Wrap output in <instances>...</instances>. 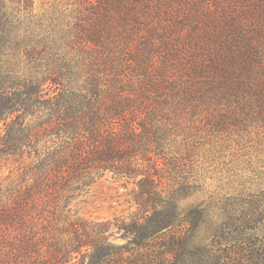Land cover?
Masks as SVG:
<instances>
[{"label":"trees","instance_id":"16d2710c","mask_svg":"<svg viewBox=\"0 0 264 264\" xmlns=\"http://www.w3.org/2000/svg\"><path fill=\"white\" fill-rule=\"evenodd\" d=\"M251 123L264 0H0V264H264V194L189 202Z\"/></svg>","mask_w":264,"mask_h":264},{"label":"rangeland","instance_id":"374dc122","mask_svg":"<svg viewBox=\"0 0 264 264\" xmlns=\"http://www.w3.org/2000/svg\"><path fill=\"white\" fill-rule=\"evenodd\" d=\"M247 131L248 134H234L231 141L222 143L215 152L198 156L199 173H205L206 178L202 191L194 194L190 203L202 200L205 203L215 202L217 197H239L247 201L252 198L251 194H264V181L260 179L264 173V136L261 128H256V123L249 124ZM205 158L207 161L204 162ZM229 175L233 178L232 183L227 185ZM116 191V185L109 183L95 189L93 196L87 200L93 217L108 219L116 215H128L126 197L118 196L125 192L123 189H119L118 193ZM117 242L123 243L121 240Z\"/></svg>","mask_w":264,"mask_h":264}]
</instances>
